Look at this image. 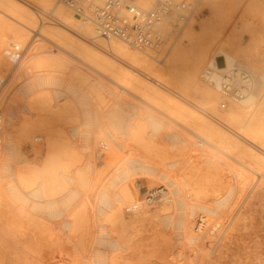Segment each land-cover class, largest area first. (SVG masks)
<instances>
[{
    "label": "bare ground",
    "instance_id": "obj_1",
    "mask_svg": "<svg viewBox=\"0 0 264 264\" xmlns=\"http://www.w3.org/2000/svg\"><path fill=\"white\" fill-rule=\"evenodd\" d=\"M202 1L139 49L0 0V264H264V0Z\"/></svg>",
    "mask_w": 264,
    "mask_h": 264
},
{
    "label": "built area",
    "instance_id": "obj_2",
    "mask_svg": "<svg viewBox=\"0 0 264 264\" xmlns=\"http://www.w3.org/2000/svg\"><path fill=\"white\" fill-rule=\"evenodd\" d=\"M202 0H159L153 9L137 5V0H64V5L81 18L92 19L99 33L118 37L139 49L157 48L164 44L169 30L190 20ZM171 19L163 25L164 20ZM17 59L20 47L14 49ZM231 95L240 96L236 86H228Z\"/></svg>",
    "mask_w": 264,
    "mask_h": 264
},
{
    "label": "rangeland",
    "instance_id": "obj_3",
    "mask_svg": "<svg viewBox=\"0 0 264 264\" xmlns=\"http://www.w3.org/2000/svg\"><path fill=\"white\" fill-rule=\"evenodd\" d=\"M263 8H264V3H263ZM208 12H209V10H208V7H206L205 5H204V3H203V1L200 3V5H199V7H198V11H197V14H201V15H206V14H208ZM196 14V15H197ZM256 17V16H255ZM254 20H255V22L257 21V19L256 18H254ZM32 33H34V32H32ZM244 35L246 36L247 34H246V32H244ZM13 43H16V42H13ZM23 47V46H22ZM48 48H51V49H54V48H56V45L54 46V44H52V43H48ZM96 74V73H95ZM99 76V75H98ZM14 85H15V83H14ZM14 85L12 86V88L14 87ZM11 90V89H10ZM118 90H120V89H118ZM15 92V91H14ZM30 155L32 156V157H34L35 158V155L33 156V153L32 152H30ZM104 156H106V154L104 153V155H103V158H104ZM234 204H236V203H234ZM236 206H237V204H236ZM146 233H149L146 229H142L141 231H138V230H132L131 232H130V234H129V239H133L134 241H135V243L136 244H138L139 242H140V244H142V243H145L144 241H142L141 239H142V237L144 236L145 237V234ZM132 235V236H131Z\"/></svg>",
    "mask_w": 264,
    "mask_h": 264
}]
</instances>
